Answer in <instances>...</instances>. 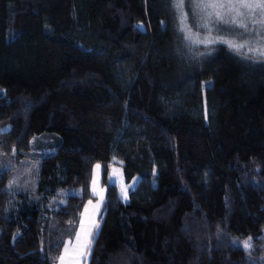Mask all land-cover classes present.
I'll list each match as a JSON object with an SVG mask.
<instances>
[{
	"label": "trees",
	"instance_id": "trees-1",
	"mask_svg": "<svg viewBox=\"0 0 264 264\" xmlns=\"http://www.w3.org/2000/svg\"><path fill=\"white\" fill-rule=\"evenodd\" d=\"M178 25L173 0H0V153L41 156L34 193L0 169V264L56 263L113 161L140 179L88 264H264V60Z\"/></svg>",
	"mask_w": 264,
	"mask_h": 264
},
{
	"label": "rangeland",
	"instance_id": "rangeland-1",
	"mask_svg": "<svg viewBox=\"0 0 264 264\" xmlns=\"http://www.w3.org/2000/svg\"><path fill=\"white\" fill-rule=\"evenodd\" d=\"M183 10L187 14L186 23L188 27L190 28V30L195 34H198L200 39H211L214 41L213 43H210V44H193L190 41H188V43L192 45L193 47H195L196 49L199 48V51L204 52L208 50L202 46L224 45L229 50L235 53H238L235 49L229 47L228 43H225L223 41H232L234 43H245L247 41L248 43L246 44L245 48L241 49L238 54L244 57L250 58V59H254V60H264V58H259L255 53L248 51L249 47H253V48L258 47L259 45L257 44V40L264 38V31L260 30L259 25H255L250 20L244 19L242 22L247 24L248 33L242 36L241 32H243L244 30L238 27H236L235 29L231 27H218L217 24L211 20H208V21L201 20L199 14H194V10L192 6L188 3V0H185ZM179 15H180L179 12L176 10V16H177L178 23H179L178 26L180 29ZM256 18L259 19V16L257 15ZM239 22L240 21H238V23ZM256 32H259V35H257ZM184 33L186 36V32ZM51 135L56 136V134H51ZM46 148L48 147L42 148L41 145L38 144L37 148L34 151L42 152ZM119 163L117 162L113 163L111 176L114 170L118 173V175L113 176L112 180L110 181L111 183L115 182L121 185L120 186L121 194H122V187L126 186L127 194H128L130 188L136 187V185L139 182L140 176H136L130 184H125L126 182H125L124 175H123V168H122L121 163L120 164ZM40 164H41L40 155L35 154L30 158L19 159L17 161V158L14 156L5 157V155L3 156L0 153V169L5 168V167L14 168V172L12 176L9 178V181L7 183V189L11 192H22V191L23 192L27 191L31 193L36 192ZM97 164L101 165L100 169L96 168ZM97 164L94 166L93 176H92V181L95 180V184H93L91 181V188H90L91 193H92V189L95 188L97 195H93L92 193L93 197L89 199V200H92L91 205L88 204L89 200L87 201L82 211L83 216L81 215L76 231L79 230L81 220H83L85 228L87 229L89 227H92V231L93 233H95L93 224H96L97 220H99L100 217H103L105 213L106 205H105L104 200H103V203L99 205L97 204V201L99 200L100 193H102L104 196V190L107 185V179L105 180V177H104L103 164L102 163H97ZM85 208H87V212H85ZM68 241H72L71 244H68L69 251L68 253H65V251H63L64 253L62 252L61 256L63 255L65 257L66 264H71L70 257L72 256L73 249L74 248L78 249L79 244H77V242L75 241V237H74V241L73 240H68ZM80 243H83V234H82V239ZM88 255L86 258H84L81 261V264H88V260H89ZM57 262L54 264H57Z\"/></svg>",
	"mask_w": 264,
	"mask_h": 264
},
{
	"label": "snow or ice",
	"instance_id": "snow-or-ice-1",
	"mask_svg": "<svg viewBox=\"0 0 264 264\" xmlns=\"http://www.w3.org/2000/svg\"><path fill=\"white\" fill-rule=\"evenodd\" d=\"M185 0H173V6L179 12L180 20V30L186 32V40L193 44H210L214 41L211 39H200L198 34L193 33L188 27L186 20L187 14L184 12ZM188 3L192 6L194 14H199L201 20H211L217 24L218 27H231L235 29L236 27L243 29L241 35L248 33L247 24L243 23L244 19L250 20L253 24L259 25L260 30L264 31V0H188ZM257 15L259 19H257ZM238 21H240L238 23ZM207 26V25H205ZM142 28V25H138ZM259 35V32H256ZM228 43L229 47L235 49L238 53L241 49L245 48L247 41L245 43H234L232 41H223ZM258 47H249L248 51L255 53L259 58H264V38L258 39ZM5 131L0 129V132ZM15 151V149H13ZM97 169L101 168V165H96ZM118 173L114 170L112 176L109 180H112L113 176H117ZM95 184V180L92 181ZM93 195H97L95 188L92 189ZM122 197L127 199V187H122ZM104 196L102 193L99 194V200L97 204H102ZM88 204H92V200L88 201ZM87 212V208H85ZM83 216V213L81 214ZM93 227L98 230L99 225L93 224ZM83 234V243L81 242ZM75 241L79 244V248L73 249L71 259V264H81V261L87 257L90 251V244L93 236L92 227L85 228L84 221L81 220L79 230L75 232ZM250 239V238H249ZM72 241H68L64 246L65 253H68V244ZM244 247H248L247 241L243 244ZM60 264H66L65 257L62 255L59 257Z\"/></svg>",
	"mask_w": 264,
	"mask_h": 264
},
{
	"label": "crops",
	"instance_id": "crops-1",
	"mask_svg": "<svg viewBox=\"0 0 264 264\" xmlns=\"http://www.w3.org/2000/svg\"><path fill=\"white\" fill-rule=\"evenodd\" d=\"M114 162H117V161H113V162H111V163H109V167H108V173H107V185H106V188H105V190H104V202H105V205H106V201H107V192H108V190H107V188H108V186L110 185V184H116L117 186H118V189H119V194H120V197L124 200V201H128V194H127V199H124L123 197H122V194H121V189H120V184L119 183H115V182H112L111 183V181L109 180V177L111 176V171H112V166H113V163ZM117 163H119V162H117ZM120 164V163H119ZM125 184H127V183H125ZM131 189V188H130ZM104 216V215H103ZM102 218L103 217H100V219L99 220H97V222H96V224H98L99 225V227H100V224H101V221H102ZM99 227H98V230H99ZM98 230L96 229V228H94V232L95 233H93V236H92V240H91V244H90V251H89V255H88V259H89V256H90V252H91V248H92V244H93V241H94V239H95V237H96V235H97V233H98ZM74 237L75 236H73L71 239H69V240H73L74 241ZM63 251H64V249H63ZM64 253V252H63ZM88 262H89V260H88ZM58 263H60L59 261L57 262V264Z\"/></svg>",
	"mask_w": 264,
	"mask_h": 264
}]
</instances>
